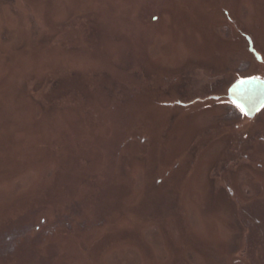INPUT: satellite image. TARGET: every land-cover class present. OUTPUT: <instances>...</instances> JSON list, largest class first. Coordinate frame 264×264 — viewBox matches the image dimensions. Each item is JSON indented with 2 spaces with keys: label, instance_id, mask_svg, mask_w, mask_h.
Wrapping results in <instances>:
<instances>
[{
  "label": "rangeland",
  "instance_id": "1",
  "mask_svg": "<svg viewBox=\"0 0 264 264\" xmlns=\"http://www.w3.org/2000/svg\"><path fill=\"white\" fill-rule=\"evenodd\" d=\"M263 9L0 0V206L65 184L45 197L61 203L1 229L0 264H264V111L191 103L223 95L247 59L264 80L245 44L264 56Z\"/></svg>",
  "mask_w": 264,
  "mask_h": 264
},
{
  "label": "bare ground",
  "instance_id": "2",
  "mask_svg": "<svg viewBox=\"0 0 264 264\" xmlns=\"http://www.w3.org/2000/svg\"><path fill=\"white\" fill-rule=\"evenodd\" d=\"M263 7V6H262ZM264 10V9H263ZM242 20L243 19H241V21H240V23L238 22V26H240V27H244V29H247V27H246V25H245V23H243L242 22ZM242 24V25H241ZM242 27V28H243ZM1 56V55H0ZM2 57L4 58V61L1 59L0 60V65H3V63H5L6 62V60H7V57L6 56H4V55H2ZM6 57V58H5ZM155 102H154V107H156L157 106V104H158V101L159 100H154ZM205 116V115H204ZM196 131H198V130H196ZM196 135V137L199 139V138H202V137H207L208 135H209V133H205V129L204 128H201V131H198V133H196L195 134ZM218 147L219 146H217V147H214V149L213 150H215V149H218ZM212 150V151H213ZM81 168V167H80ZM80 168H77V171H79L80 170ZM84 175V171H80V173L78 172L77 174H76V178L75 179H78L77 181H79L81 178H82V176ZM74 179V180H75ZM86 180H87V178L86 179H84V180H82V182H81V184H80V186L81 185H83L85 182H86ZM76 181V182H77ZM75 182V183H76ZM83 183V184H82ZM87 183V182H86ZM64 184V183H63ZM63 184H61V183H59V181H55V182H51L48 186H47V188L42 192V195H40L39 197H30V198H32V199H29L28 197L27 198H25V200L23 201V202H21V203H19L18 205H16V206H9V207H3V208H1L2 206H0V231H1V229L3 230L4 228H6V226H11V225H13V224H17V223H19V222H21L22 220H25L27 217H32L35 213H37L38 214V210H40L41 208H44V206L46 205V204H49V202H53V203H61L59 200H57V197H55L56 196V194L57 193H59V192H57V191H60V189H62V187L63 186H65V184L63 185ZM60 188L59 190H52L51 192H53V195H54V197H48V198H45L46 197V194H47V191L49 190H51V188ZM79 189H77V190H68V192H63V193H66V194H64L65 195V197H66V195H67V198L68 199H70V198H72L74 195V193L76 192V191H78ZM35 193V192H34ZM76 194H77V192H76ZM3 195V194H2ZM34 195V194H33ZM30 196H32V195H30ZM54 200V201H53ZM109 203L110 202H108L107 201V205H109ZM107 207L108 206H106V207H101V206H98V209H97V211H99V212H104V211H107L108 209H107ZM150 210V208H143V209H140L139 210V213L141 214V215H139L138 214V216H144L145 214H147L148 213V211ZM25 211V214H24V216H23V218H21L20 220H16V221H12L14 218H15V216H17L19 213H21V212H24ZM135 230H137V227L136 228H134ZM134 230V231H135ZM127 231H121V233H123V234H125ZM115 233H117V234H120V232H115ZM135 236L133 235V238H134ZM132 238V239H133ZM143 248H144V250H147V248H146V246H143ZM60 255V257H58L56 260H55V262H54V264H63V263H65V261H66V259L67 258H65V255L64 254H59ZM26 257H25V259L24 260H28L29 259V256H28V254L27 255H25ZM58 256V255H57ZM56 256V257H57Z\"/></svg>",
  "mask_w": 264,
  "mask_h": 264
},
{
  "label": "flooded vegetation",
  "instance_id": "3",
  "mask_svg": "<svg viewBox=\"0 0 264 264\" xmlns=\"http://www.w3.org/2000/svg\"><path fill=\"white\" fill-rule=\"evenodd\" d=\"M231 21V25L233 26L232 28L234 30L237 31V34H239V30H243L242 27L238 26V23L237 21H234L232 19H230ZM245 30V29H244ZM248 43L247 45L249 46L248 47V51H247V46H246V51L249 52L251 54L252 57H254L255 59V63H259L261 65L264 66V56L262 54L259 53V50L256 49L252 39L250 37H247L246 38V42L245 44ZM258 56L261 57L262 61L260 62L259 59H258ZM254 66L255 64L252 65L251 62H249V60L247 59L245 61V63L242 64V66L240 67L241 71H237L236 72L238 73L237 76L234 75L233 79L231 80L230 84H229V88L225 91V93L221 96H216V95H213L211 97H208V98H205L203 100L201 99H198L197 101H193L191 103H210V102H215V103H222V102H225L227 104H230L232 105V108L238 112L241 116H244L246 117V119L250 120V121H254L258 115H260L261 113H263L264 109L254 118V119H250L246 114L245 112L243 111V108L240 107V105L238 104L237 101H234L233 98L230 96V91L231 89L236 85L238 84L239 82H242V81H245V80H249V79H253V78H257V79H261L259 77H253L251 74H253V70H254ZM262 66V67H263ZM244 72H247L246 75L243 76V73ZM259 76V75H258ZM263 80V79H262Z\"/></svg>",
  "mask_w": 264,
  "mask_h": 264
},
{
  "label": "water",
  "instance_id": "4",
  "mask_svg": "<svg viewBox=\"0 0 264 264\" xmlns=\"http://www.w3.org/2000/svg\"><path fill=\"white\" fill-rule=\"evenodd\" d=\"M258 59L262 61L260 56ZM230 96L254 119L264 109V80L253 78L239 82L231 89Z\"/></svg>",
  "mask_w": 264,
  "mask_h": 264
},
{
  "label": "trees",
  "instance_id": "5",
  "mask_svg": "<svg viewBox=\"0 0 264 264\" xmlns=\"http://www.w3.org/2000/svg\"><path fill=\"white\" fill-rule=\"evenodd\" d=\"M46 222L45 221H41V224L40 225H38V226H30L29 228L30 229H24L23 231H24V233L23 232H21V233H16L15 235H13L14 236V238H18L19 236L20 237H23V235H25V236H27V235H38V234H40V233H42V231H44L43 230V225L45 224ZM21 231V230H20ZM16 232H19V230L18 231H16ZM46 234V233H45ZM28 237V236H27ZM26 238V237H25ZM15 240H17V239H15ZM21 242V241H20ZM16 243H18V242H16ZM19 244V243H18Z\"/></svg>",
  "mask_w": 264,
  "mask_h": 264
}]
</instances>
